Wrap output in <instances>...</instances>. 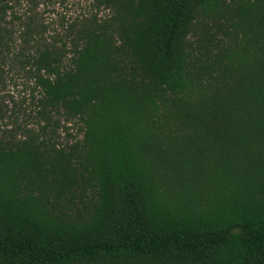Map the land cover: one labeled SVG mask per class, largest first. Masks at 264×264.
Returning a JSON list of instances; mask_svg holds the SVG:
<instances>
[{
	"label": "trees",
	"instance_id": "1",
	"mask_svg": "<svg viewBox=\"0 0 264 264\" xmlns=\"http://www.w3.org/2000/svg\"><path fill=\"white\" fill-rule=\"evenodd\" d=\"M93 2L0 135V264H264V0Z\"/></svg>",
	"mask_w": 264,
	"mask_h": 264
},
{
	"label": "rangeland",
	"instance_id": "2",
	"mask_svg": "<svg viewBox=\"0 0 264 264\" xmlns=\"http://www.w3.org/2000/svg\"><path fill=\"white\" fill-rule=\"evenodd\" d=\"M108 15L93 0L0 1V135L19 138L24 129L38 127L36 99L40 94L29 58L38 54L43 43L67 53L70 40L86 19ZM61 125V143L79 137L75 125Z\"/></svg>",
	"mask_w": 264,
	"mask_h": 264
}]
</instances>
